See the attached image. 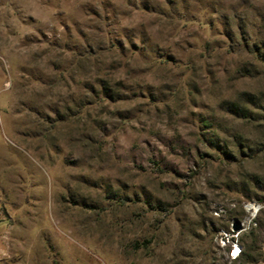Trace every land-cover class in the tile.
<instances>
[{
	"label": "rangeland",
	"instance_id": "obj_1",
	"mask_svg": "<svg viewBox=\"0 0 264 264\" xmlns=\"http://www.w3.org/2000/svg\"><path fill=\"white\" fill-rule=\"evenodd\" d=\"M0 264H264V0H0Z\"/></svg>",
	"mask_w": 264,
	"mask_h": 264
},
{
	"label": "built area",
	"instance_id": "obj_2",
	"mask_svg": "<svg viewBox=\"0 0 264 264\" xmlns=\"http://www.w3.org/2000/svg\"><path fill=\"white\" fill-rule=\"evenodd\" d=\"M232 241H234V239H232ZM233 245L234 246H233V248L230 251V255L235 260L239 256V254L241 253V248L239 247L237 242L234 243Z\"/></svg>",
	"mask_w": 264,
	"mask_h": 264
},
{
	"label": "water",
	"instance_id": "obj_3",
	"mask_svg": "<svg viewBox=\"0 0 264 264\" xmlns=\"http://www.w3.org/2000/svg\"><path fill=\"white\" fill-rule=\"evenodd\" d=\"M242 229V225H241V223L239 222V221H236L235 222V227H234V229H233V231H240Z\"/></svg>",
	"mask_w": 264,
	"mask_h": 264
},
{
	"label": "bare ground",
	"instance_id": "obj_4",
	"mask_svg": "<svg viewBox=\"0 0 264 264\" xmlns=\"http://www.w3.org/2000/svg\"><path fill=\"white\" fill-rule=\"evenodd\" d=\"M249 207H250V205H249Z\"/></svg>",
	"mask_w": 264,
	"mask_h": 264
}]
</instances>
